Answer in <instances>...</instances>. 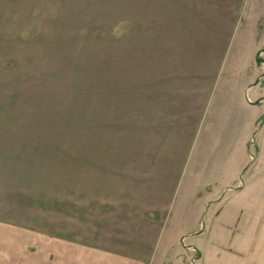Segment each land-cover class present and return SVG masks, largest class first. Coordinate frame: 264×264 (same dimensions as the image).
<instances>
[{
	"label": "crops",
	"instance_id": "0c3cea01",
	"mask_svg": "<svg viewBox=\"0 0 264 264\" xmlns=\"http://www.w3.org/2000/svg\"><path fill=\"white\" fill-rule=\"evenodd\" d=\"M117 1L120 157L99 168L120 185L96 191L68 264H218L227 254L230 264H264V202L248 198L264 197V0L249 11L247 0ZM241 12L248 19L226 66ZM189 172L196 214L179 212L170 229Z\"/></svg>",
	"mask_w": 264,
	"mask_h": 264
},
{
	"label": "rangeland",
	"instance_id": "374dc122",
	"mask_svg": "<svg viewBox=\"0 0 264 264\" xmlns=\"http://www.w3.org/2000/svg\"><path fill=\"white\" fill-rule=\"evenodd\" d=\"M258 1L247 0L244 9ZM119 5L0 0V264H68L72 232L102 196L96 191L120 185L116 172L107 171L104 181L99 168L104 158L120 157ZM244 13L226 66L248 19ZM261 58L264 63V51ZM250 154L256 157L255 145ZM190 173L173 194L170 229L178 227L179 212L195 217L187 207ZM190 253L191 263L198 252ZM227 257L218 264H230Z\"/></svg>",
	"mask_w": 264,
	"mask_h": 264
}]
</instances>
